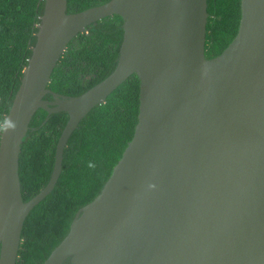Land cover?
Here are the masks:
<instances>
[{
	"label": "water",
	"instance_id": "1",
	"mask_svg": "<svg viewBox=\"0 0 264 264\" xmlns=\"http://www.w3.org/2000/svg\"><path fill=\"white\" fill-rule=\"evenodd\" d=\"M207 8V0H110L67 13L68 0H45L4 122L19 128L0 138V264L17 263L25 220L54 190L79 123L134 74V137L43 264H264V0H241L238 33L212 59ZM113 15L124 21L116 69L78 97L50 90L69 43ZM39 109L69 120L47 186L25 202L20 152Z\"/></svg>",
	"mask_w": 264,
	"mask_h": 264
},
{
	"label": "trees",
	"instance_id": "2",
	"mask_svg": "<svg viewBox=\"0 0 264 264\" xmlns=\"http://www.w3.org/2000/svg\"><path fill=\"white\" fill-rule=\"evenodd\" d=\"M110 0H68L67 13H79ZM205 54L223 53L236 37L241 0H207ZM45 0H0V126L4 125L37 41ZM123 18H104L75 37L58 62L48 88L78 97L117 67ZM46 100L53 96L47 94ZM140 113V80L132 75L79 123L64 150L63 168L52 191L25 220L16 264H43L66 237L76 213L92 202L110 179L133 139ZM69 120L66 112L39 109L24 138L19 160L25 202L37 196L53 172L58 141ZM93 164L94 167L89 165ZM65 264H72L71 260Z\"/></svg>",
	"mask_w": 264,
	"mask_h": 264
},
{
	"label": "clouds",
	"instance_id": "3",
	"mask_svg": "<svg viewBox=\"0 0 264 264\" xmlns=\"http://www.w3.org/2000/svg\"><path fill=\"white\" fill-rule=\"evenodd\" d=\"M19 128V124L16 121H7L6 125L0 126V138L4 135L8 134L10 131L15 132ZM90 167H94L93 164L89 165ZM149 187L155 188V185H150Z\"/></svg>",
	"mask_w": 264,
	"mask_h": 264
}]
</instances>
